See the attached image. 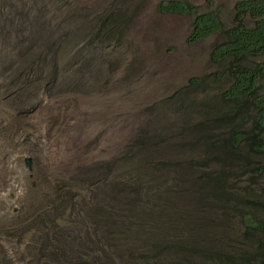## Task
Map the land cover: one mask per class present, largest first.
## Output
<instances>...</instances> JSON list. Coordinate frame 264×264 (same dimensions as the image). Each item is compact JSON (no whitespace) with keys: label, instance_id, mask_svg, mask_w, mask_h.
<instances>
[{"label":"rangeland","instance_id":"1","mask_svg":"<svg viewBox=\"0 0 264 264\" xmlns=\"http://www.w3.org/2000/svg\"><path fill=\"white\" fill-rule=\"evenodd\" d=\"M160 1L166 0H68L58 7L47 2L44 33L56 41L59 65L51 87L36 75L14 73L20 45L0 33V245L11 264L39 256L40 247L49 255L53 247L60 249L68 261L61 264H84L90 255L98 259L92 264H113L110 256L116 264H182L187 257L195 264H223L225 254L262 250L264 235L249 238L240 221L249 206L195 203L192 180L208 166L203 151L188 144L190 132L182 127L187 113L165 97L190 77L218 68L209 51L220 35L188 43L190 16L160 12ZM184 1L215 14L223 27L234 23L238 0ZM22 6L20 0H0L6 12ZM117 11L131 16L121 39H94L100 18ZM245 24L252 20L246 17ZM262 60L250 56L245 64ZM258 84L263 91L264 78ZM86 166L96 177L79 189L72 221L59 226L49 221L21 241L30 220L51 216L67 199L68 177ZM230 182V191L264 197L263 179L253 184L243 175ZM107 184L114 186L109 195ZM105 198L113 229L91 217V206ZM48 239L55 246L47 248ZM97 241L104 252L92 250ZM26 245L31 248L23 256Z\"/></svg>","mask_w":264,"mask_h":264},{"label":"trees","instance_id":"2","mask_svg":"<svg viewBox=\"0 0 264 264\" xmlns=\"http://www.w3.org/2000/svg\"><path fill=\"white\" fill-rule=\"evenodd\" d=\"M20 1L23 3L20 10H0V33L14 37L16 44L20 45V50L16 51L18 61L14 66V73L17 76L36 75L41 82L51 87L57 79L59 65L55 58L56 41L44 33L48 11L46 4L50 2L54 7H58L59 2L68 0ZM8 5L12 6V3ZM157 9L160 12L190 16L191 29L186 37L188 43H194L212 34L220 35L209 51L210 61L218 68L207 75L190 77L183 88L165 97V102L172 105L176 111L183 110L187 113L188 118L182 121V127L183 131L187 129L190 132L191 139L188 144L203 151V165L208 166L192 180V189L197 196V201L194 202L202 208L217 205L219 202L226 203L227 209H234L235 206L231 203L249 206L240 213L245 235L249 238H255L257 234L264 235V197H255L254 194L246 197L229 189L232 185L230 179L233 177L247 175L253 184L264 180V90L260 91L258 84L259 80L264 78V60L255 65L245 64L250 56H264V0L236 1L234 23L228 27H223L212 12H200L196 5L184 0L160 1ZM246 17L252 20L249 26L245 24ZM130 20L131 16L126 12L105 13L99 20L94 39H121L123 27ZM212 90L213 94L206 95L207 91ZM197 93H203L204 96L198 98L195 96ZM95 177L96 174L92 173L88 166L79 170L75 176L68 177L69 180L65 183L67 199L55 205L54 214L51 216L44 214L48 217L39 215L30 220L19 235L21 241H27L38 234L49 221L53 222L54 226L71 222L70 215L75 209L74 202L79 189L84 183L92 184L91 180ZM113 188L114 186L107 184V190L104 189V192L109 195V192L113 193ZM100 192L103 194V189ZM59 195L60 193L57 194ZM110 198L113 201L119 199L112 195ZM91 207L93 221L96 217V222H101V226L113 229L115 219L112 220V213L109 211L111 203L106 199V202L104 200L103 203H96ZM255 209L261 215H258ZM29 242L27 244H30ZM99 242H93L92 250L96 252L98 248L99 252H104ZM50 245L55 246L48 239L46 247ZM30 248V245H26L21 254L26 256ZM40 248V255L27 259L25 264H61L62 261L68 263L67 255L62 254L60 249L53 247V254L49 255L43 252L45 247ZM263 249L264 243L262 250L250 256L245 254L235 257L225 254L222 263L264 264ZM9 256L6 248L0 245V264H11ZM99 257L101 256L97 258ZM108 258L116 264L111 256ZM93 260L98 259L90 255L82 262L92 264ZM182 264L195 262L187 257Z\"/></svg>","mask_w":264,"mask_h":264},{"label":"water","instance_id":"3","mask_svg":"<svg viewBox=\"0 0 264 264\" xmlns=\"http://www.w3.org/2000/svg\"><path fill=\"white\" fill-rule=\"evenodd\" d=\"M26 166L30 169L31 167V160L29 157L25 158Z\"/></svg>","mask_w":264,"mask_h":264}]
</instances>
